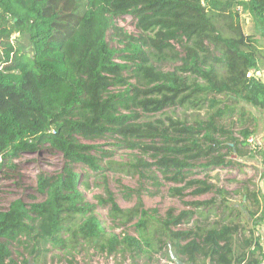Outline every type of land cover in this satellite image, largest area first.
I'll use <instances>...</instances> for the list:
<instances>
[{"label": "trees", "instance_id": "16d2710c", "mask_svg": "<svg viewBox=\"0 0 264 264\" xmlns=\"http://www.w3.org/2000/svg\"><path fill=\"white\" fill-rule=\"evenodd\" d=\"M244 14L264 39V0H0V173L11 177L18 158L40 151L64 160L60 173L38 175L42 200L0 207V264H47L68 241L150 261L172 262V248L186 263L261 264L259 192L247 189L240 202L250 223L208 175L251 153L256 130L237 131V117L256 120L245 104L264 109V48L245 32ZM126 16L134 32L116 24ZM105 138L133 153L104 161L112 154L95 142ZM109 172L193 199L160 216L141 189L126 187L137 202L125 209ZM90 176L103 181L98 204L81 190ZM100 206L137 236H104Z\"/></svg>", "mask_w": 264, "mask_h": 264}, {"label": "rangeland", "instance_id": "374dc122", "mask_svg": "<svg viewBox=\"0 0 264 264\" xmlns=\"http://www.w3.org/2000/svg\"><path fill=\"white\" fill-rule=\"evenodd\" d=\"M116 24L124 28L128 32H134V20L130 16L116 19ZM243 27L246 33L256 34L258 41L262 48H264V39L260 36V32L255 28V25L249 15H243ZM112 47H118L116 40L109 39ZM263 72H259L257 75L261 76ZM262 77V76H261ZM247 110L255 114H261L260 108L253 107L249 104H245ZM205 114L204 111L201 112ZM254 115V114H253ZM255 116V115H254ZM256 119V117H255ZM243 121H245L243 123ZM248 121L250 123H248ZM257 122V121H256ZM247 117H237L236 130L239 131L244 127L250 129L256 123ZM253 137V136H252ZM111 139L105 138L98 140L95 143L100 144L104 150H107L112 154L111 157H105L104 161H126L133 153L129 150L113 146ZM253 143L251 147V153L247 157L236 158L233 157L237 163L235 166L228 168H220L210 171L209 181L216 185L226 189L229 192L230 199L227 202L228 207L244 208L240 205L241 200L245 199V193L247 190H243V187L247 184V189L257 190L259 193L260 183L264 181V153L259 150V146ZM254 156V157H252ZM252 157V158H251ZM251 158V159H250ZM17 167L14 171H10L11 177L6 178L0 173V190L2 192L0 207H5L10 201L16 198H22L26 202H32L31 195H34L38 200H42L37 192V177L40 173L44 172L50 175H55L61 172L64 166L63 157L58 153H51L49 151H40L34 154H26L17 159ZM77 170L81 173L85 172V169L78 165ZM91 173L90 170H88ZM194 173L198 178L204 179L206 171L204 169H195ZM89 181L91 183L89 189H85L81 186V190L84 192L87 200L91 203L98 204L96 196L104 194L102 180H95L93 176H90ZM161 186H156L152 180H140L138 176L127 175L119 172L108 173V187L114 193L117 202L122 208H132L137 202L136 196H132L130 199L124 197L125 188L141 189L142 199L144 201L145 208L158 210L160 216H164L170 208H175L177 211L184 209L185 202L192 200L193 196H188L184 199L171 197L169 193V187L171 184L164 183ZM100 184L101 186H96ZM214 197V193L202 195L196 199L207 200ZM218 200L222 201V196L217 195ZM252 200V199H251ZM250 204V201L248 202ZM218 206V205H216ZM250 206V205H248ZM263 208L261 205L260 210ZM243 215L246 219H250L247 211L243 210ZM95 215L102 222L104 228V236H110L111 234H117L123 236L124 233H128L137 236L136 229L132 227V224L118 227L109 216L108 208L100 206L96 209ZM256 218V217H255ZM251 220V219H250ZM251 223V221H250ZM71 241H68L66 248L57 247L51 251L48 255L47 264H91L93 257H106L110 255L108 252H102L93 246H85L82 249L80 246L71 247L69 245ZM114 256V264H173L166 258H159L155 256L154 260H148L147 258H133L130 253L116 252L112 254ZM134 260H137L136 262Z\"/></svg>", "mask_w": 264, "mask_h": 264}, {"label": "crops", "instance_id": "0c3cea01", "mask_svg": "<svg viewBox=\"0 0 264 264\" xmlns=\"http://www.w3.org/2000/svg\"><path fill=\"white\" fill-rule=\"evenodd\" d=\"M261 76L264 80V72ZM261 111H263V112H260L261 114L253 113L256 117V120L254 122H256V121L257 122L254 124V126L251 129L256 130V133L252 134V136L256 139L257 144H255V145H258L260 148L259 150H262L264 153V109H261ZM251 147H252V145H251ZM252 157H254V156H252ZM248 185L252 186L251 184H247L243 187V190H247ZM259 191H260L259 199H260V202H261V205L263 206V208L260 210V212H258V214L256 216L257 222H256V225L254 227H255L256 235L260 239V243H261V247H262V249H261L262 250V263L264 264V181L262 183H260ZM246 198L247 197H245V199ZM250 221H251V223L253 222L252 219Z\"/></svg>", "mask_w": 264, "mask_h": 264}, {"label": "built area", "instance_id": "2783aa9c", "mask_svg": "<svg viewBox=\"0 0 264 264\" xmlns=\"http://www.w3.org/2000/svg\"><path fill=\"white\" fill-rule=\"evenodd\" d=\"M248 76H251V74H249ZM249 142L251 144L256 143V139L254 137H250ZM263 171H264V164H263ZM114 263H115L114 256L112 254H110L109 256L106 255V257H102V258L93 257L91 261V264H114ZM261 264L263 263L261 262Z\"/></svg>", "mask_w": 264, "mask_h": 264}, {"label": "water", "instance_id": "95a60500", "mask_svg": "<svg viewBox=\"0 0 264 264\" xmlns=\"http://www.w3.org/2000/svg\"><path fill=\"white\" fill-rule=\"evenodd\" d=\"M169 255H170V258L174 264H194V263H186V262L180 260V258H178V256L175 254V252L173 251L172 248H170V250H169Z\"/></svg>", "mask_w": 264, "mask_h": 264}, {"label": "clouds", "instance_id": "9594fccd", "mask_svg": "<svg viewBox=\"0 0 264 264\" xmlns=\"http://www.w3.org/2000/svg\"><path fill=\"white\" fill-rule=\"evenodd\" d=\"M173 263V262H172ZM174 264V263H173Z\"/></svg>", "mask_w": 264, "mask_h": 264}]
</instances>
